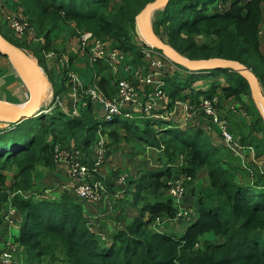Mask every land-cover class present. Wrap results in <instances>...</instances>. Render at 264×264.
Masks as SVG:
<instances>
[{
  "label": "trees",
  "instance_id": "1",
  "mask_svg": "<svg viewBox=\"0 0 264 264\" xmlns=\"http://www.w3.org/2000/svg\"><path fill=\"white\" fill-rule=\"evenodd\" d=\"M154 1L19 0L36 37H43L44 43L24 46L0 33L11 45L32 49L38 57L40 51L51 50V32L60 24H73L77 35L90 32L98 38L106 37L113 41L115 49L130 52L133 61L141 64L140 50L131 43L129 30H134L136 16ZM263 1L233 0L227 10L220 11L209 9L216 0H168L151 14L155 13L151 18L152 29L156 36L167 37L166 41L161 38L162 41L189 60L234 61L257 77L259 69L264 71V56L254 37ZM196 36L204 37V42L196 43ZM209 71L228 82L221 89L224 97L240 90L248 92V82L233 68ZM192 82L191 76L184 81L166 79L164 91L170 101L169 109L182 99L181 91ZM261 84L264 86L263 81ZM108 85L105 79L98 83L106 95ZM253 111L250 116L259 122L256 130L264 132L260 113L256 108ZM8 126L0 129V210L9 204L19 213L15 225L18 235L12 242L18 247L15 255L20 257L21 264H264V172L258 179L240 180L244 169L231 162L226 152L212 146L202 130L182 132L160 120L130 123L116 118L102 124L91 108L78 116L53 109ZM100 136L108 139V150L110 144L117 145L122 140L155 148L162 166L135 180L133 191L127 195L138 215L124 229L107 237V241L90 231L83 206L75 197L66 192L42 197L34 192L32 181L37 167L54 166L55 144L66 149L74 146L92 155ZM246 138L258 149V157L264 155L260 141L253 135ZM240 139L243 145L245 138ZM180 158V164L176 165ZM84 163L92 167L90 160ZM9 166L17 173L6 186ZM202 168L208 170V183L196 198V219L180 238L171 237L162 229L163 223L155 224L158 218L176 220L177 210L166 193L167 183L182 175L195 178ZM94 177L105 191L113 187L97 171ZM215 238L222 242L214 243Z\"/></svg>",
  "mask_w": 264,
  "mask_h": 264
},
{
  "label": "crops",
  "instance_id": "2",
  "mask_svg": "<svg viewBox=\"0 0 264 264\" xmlns=\"http://www.w3.org/2000/svg\"><path fill=\"white\" fill-rule=\"evenodd\" d=\"M261 9L262 33L259 37V41L260 53L264 56V2L261 3ZM1 10H4V12L0 18V31L5 36L7 35L6 37L9 40L19 42L24 46H35L36 44L42 45L44 43L43 37H36V31L31 25L23 37L13 35V32L8 27V19L14 16L27 18L24 15L23 10L18 6V3H16V0H0V13ZM49 37L51 40V50L46 53L40 51L37 54L40 59L38 57L36 58V54L33 53L32 49L29 50L22 47L19 48L30 52L31 56L38 61L40 66H42L47 77L45 81L46 84H42L40 82L42 101L39 105V112L45 111V113H47L48 110L57 109L68 116H72V112L77 111L76 116H78L80 112L85 109L81 107L82 102L89 101L88 96H86V89H88L91 85H96L99 90L105 94L98 86L101 79H105V81L109 84V95L105 94L108 98L115 95L117 80L124 78L136 86L137 92L142 96L144 101H148L149 93L151 94L152 87L137 86L138 78L144 77L146 74L156 73L159 76L158 79L162 80L166 85L167 78H176L184 81L186 78L191 76L193 78V82L189 88L181 91L182 99L175 101L173 108L171 107V109H169L168 104L170 101L166 96L163 101L159 102L160 105L158 109H156L155 106L152 110V116L150 118L152 121H155L156 114H159L161 111L167 109V111L165 113L163 112V115L160 117V119L164 120L160 121L166 122V124H170L172 128H178L179 130L184 127H187L185 130H203L207 134L211 144H215L216 146L215 139L219 136L216 129L206 126V123L203 119H201V117H193L191 110V107L194 106V103H197V100L209 94H220L223 98H226L223 96L221 89L226 86L227 83H219L220 76L211 78L208 75L210 73L209 70L211 69H202L204 71L200 72L189 71L188 73H192L191 75H186V72L179 69L176 65H174L175 67L167 66L164 70L162 67H153L147 70V68L143 66V62L141 64H136L133 61L130 52H125L126 56L124 60L114 61L112 63L105 60L92 61L88 49L84 50L80 48L78 39L79 36L75 32L73 24H60L56 30L51 32ZM8 39L7 41L9 42ZM123 66H127L128 69L125 70ZM259 71L260 72H257V74L259 73V80L261 82L264 79V71H262V69H259ZM69 74L77 77L79 80L78 86H72V80L69 77ZM22 82L25 81L21 74L13 68L8 59L0 57V102L20 106L26 105L30 99V92H25ZM229 103H235L233 102L232 97H228L227 104ZM251 103L252 105L248 104V110L246 111L247 114L253 115V110L256 108V111L260 113L262 120L264 121V110L261 109L260 105H257L256 103L254 104L253 102ZM51 107L52 109H50ZM89 108L93 110L95 117L102 123L103 111L99 107L90 103H88L86 109ZM1 116L3 117V115ZM228 120L230 124H232L231 128L235 130L233 133L239 139L243 137V133L250 131L249 123L247 121H241L238 120V118L235 119L233 116L228 117ZM193 122H195V124ZM238 130L239 134L237 133ZM257 131L258 132L252 134L255 139L260 137V132L263 130L257 129ZM124 134L125 133L122 132V135ZM243 138H245V142L242 145L244 148L240 150V153H233V158L230 154V160L232 162L234 161V164L238 165L242 169H245L244 164L249 161L251 162V160L253 163L256 162L257 164H264V155L252 159L254 147L250 144L251 139L246 138V136ZM104 139L106 143L109 142L107 138L104 137ZM240 141H242V139H240ZM221 146L224 147V145ZM248 147L249 149H247ZM93 151L94 148L92 149V153ZM158 155L159 151L157 149L135 142H125L122 140L117 145H109V153L104 160L105 164L103 163L98 168L97 174L100 178L111 181L113 187L106 190L100 200V203H81L82 201L78 200V202L83 206L84 216L88 221V227L92 233L97 236L104 237L103 240L106 239L107 241V237H110V235L114 232L124 229L137 217L138 212L131 206L130 197L123 193H125L126 190L127 193L131 190L133 191L134 182L140 175L148 172H156L162 168L161 163L158 161ZM179 164L180 161H178L176 165ZM16 173L17 172L13 171L6 174L7 186L13 182V178ZM123 174H125L127 178V185L122 190L117 186L118 184H116L114 177ZM32 181L34 192L42 194V197H46L42 191H44V193L46 192L50 196H54L53 193L55 192V194L66 192L75 197L72 190V182L69 177V168L65 163H54V166L51 169L37 167L33 173ZM207 183V172L201 170L190 184L189 191H191L189 194H186L178 201L172 199V202H175L173 204V208L177 210L194 207L197 196ZM23 195L28 197V194ZM4 209L0 210V256L7 250L8 242H12V240H14L18 235L15 226L16 223L13 221L11 222V220L8 219V214H12L14 211L6 213ZM16 218L19 220V216ZM195 219V216L186 220L176 219L173 224L177 227L176 229H171L173 225L168 223L163 224L162 229H164L165 233L169 236L180 238L186 232L187 228L195 221Z\"/></svg>",
  "mask_w": 264,
  "mask_h": 264
},
{
  "label": "built area",
  "instance_id": "3",
  "mask_svg": "<svg viewBox=\"0 0 264 264\" xmlns=\"http://www.w3.org/2000/svg\"><path fill=\"white\" fill-rule=\"evenodd\" d=\"M8 27L13 32L14 36L22 37L25 35L27 30L30 28V24L27 18L22 16H14L8 19ZM79 45L81 49L87 47L89 50V55L92 61L105 60L110 63L114 61L124 60L126 53L117 52L110 48L104 41L97 39H91L89 33H85L78 37ZM151 51H145V56L149 57ZM154 67L160 68L161 63L155 65ZM126 70L127 66H123ZM69 77L72 80V86L76 87L79 85V80L77 77L69 74ZM156 73L146 75L144 77L138 78V86L140 87H152L151 94L149 93L148 101H144L142 96L137 92L136 87L133 83L128 80L121 78L118 79L116 83V93L113 97H106L96 85H91L86 89V96H88L89 101H83L81 107L87 108L88 103L93 104L99 107L103 111L102 123H111L116 118H119L124 121H138L142 119H149L152 110L156 106V102L162 101L165 98L164 87L165 83L162 80L158 79ZM205 104H212L211 98L202 97L200 103L198 102L197 108H205ZM52 109V107L50 108ZM209 114H215L216 109L213 110L212 106L210 107ZM50 111V110H48ZM77 111L72 112V116H76ZM216 115V114H215ZM223 133V139L225 141L226 147L230 151H233L231 146H234L235 149L241 150L243 147L236 143L235 139L229 134L224 127H220ZM107 143L105 139L100 136L99 140L96 142L93 151V158L91 160L92 167L89 168L84 160H88L87 155L78 150L72 151L65 150L62 154L59 155L61 160L54 159L55 163H65L69 168V177L72 182L73 194L75 197L84 202L99 203L102 196L106 192L103 184L96 180L94 177V172L104 163L105 157L108 152ZM189 180V178H186ZM184 177H179L168 183L169 190L168 195L172 199H179L185 193V180ZM123 179H121L122 181ZM188 215V212H179L176 215V219L183 218ZM188 218V217H187ZM102 239L104 237L101 236ZM18 247L13 242H8V250L3 253L0 259V264L11 260V257L16 254Z\"/></svg>",
  "mask_w": 264,
  "mask_h": 264
},
{
  "label": "rangeland",
  "instance_id": "4",
  "mask_svg": "<svg viewBox=\"0 0 264 264\" xmlns=\"http://www.w3.org/2000/svg\"><path fill=\"white\" fill-rule=\"evenodd\" d=\"M231 1H233V0H216V2H215V4H211V5H209V9H216L217 8V10H220V11H224V10H227L228 9V7H229V4H230V2ZM264 2V1H263ZM263 2H261V3H263ZM16 3H18V6L23 10V8L20 6V3H19V0H16ZM118 3V2H117ZM215 5H217V6H215ZM159 9L160 8H158V9H156V11H159ZM3 12H4V10H1V13H0V18H1V16H2V14H3ZM155 12V11H154ZM158 13V12H157ZM159 14V13H158ZM154 15H155V13L153 14V15H151V17H150V27H151V29H152V24H151V18H152V16H153V18H154ZM138 16V15H137ZM137 16H136V18H137ZM136 18H135V28H134V30L133 29H131V30H129L130 31V35L132 36V37H130V39H131V43L133 42V44L140 50V59H141V61L143 62L142 64H143V66L145 67V68H147V70H149L150 68H153L154 67V64L153 63H155V65L156 64H158L159 62L161 63V65H160V67H162L163 68V70L165 69V67H167V66H169V67H175L174 65H176V66H179V67H182V68H179V69H184L185 71H187V72H189V70H187L185 67H183V66H181V65H178V64H176V63H174V62H172L171 60H169V59H167L162 53H161V51H159L156 47H154L150 42H148L147 40H145V38H144V36H143V34H142V32H141V30H140V28L138 27V25H137V22H136ZM262 20V9H260V23H259V25H257L258 27H256V29H255V34H254V37H256V45H257V49H259V51H260V41H259V37H260V35H261V33H262V28H261V21ZM30 24V23H29ZM166 24H165V29H167L166 28ZM163 30H164V27L163 26H161L160 27V33L161 34H163ZM152 31H153V29H152ZM85 33H89L90 34V37H91V39L89 40V42H91V40H93V39H97V40H100V41H104L105 43H107V45L108 46H110V48L112 49V50H114V51H117V52H121L120 50H117V49H115V47H113L114 45H113V41L112 40H110V39H108V38H106V37H104V38H98V37H95V36H93L90 32H82V33H80L78 36H81V35H83V34H85ZM7 36V35H6ZM23 37V36H22ZM160 39L162 38L163 40H165L166 41V38L167 37H159ZM185 38V37H184ZM161 39V40H162ZM195 42L196 43H198V44H201L202 42H204V37H202V36H196L195 38ZM164 42V41H163ZM165 43V42H164ZM167 45V44H166ZM13 46V45H12ZM168 46V45H167ZM15 47V46H14ZM169 47V46H168ZM15 48H17V47H15ZM173 52H175L177 55H180L179 53H177L176 51H174L171 47H169ZM86 49H88L87 47H84V50H86ZM18 50L20 51V52H22L31 62H32V64L34 65V67H36L35 69L36 70H39L40 71V73H39V71L37 72V73H39V77L40 78H43L45 81H46V75H45V71L43 70V68H42V66H40L39 64H38V61H36V59L35 58H33L32 56H31V54H30V52L29 51H25V49H19L18 48ZM89 50V49H88ZM145 51H151V53H150V55H149V57H146L145 56ZM181 57H183V58H185V59H187L186 57H184V56H182V55H180ZM0 57H2V56H0ZM3 58H6V57H3ZM37 58V57H36ZM155 58H157V59H155ZM264 58V57H263ZM7 59V58H6ZM209 59H211V58H209ZM189 60V59H188ZM199 60H201V59H199ZM190 61H194V60H190ZM177 69V68H176ZM200 72V71H204V70H197V71H191V72ZM260 72V71H259ZM150 74H153V73H150ZM259 74V73H258ZM257 74V77H255V75L253 74V76H254V78L256 79V81H257V83H258V87H259V90H260V92L263 94L264 93V86H262V84L260 85V80H259V75ZM146 75H149V74H146ZM211 78L212 77H215V76H220V78H219V83H221V84H224V83H228L226 80H224V78H223V76H221V75H219V74H212L211 72L208 74ZM241 76L246 80V78L241 74ZM118 81V80H117ZM247 81V80H246ZM130 82V81H129ZM117 83V82H116ZM132 83V82H131ZM263 83H264V79H263ZM26 85V86H25ZM22 86H23V88L25 89V92L26 91H29V89L27 88L28 86H27V84H25V82H22ZM135 86V85H134ZM137 86H138V84H137ZM248 86H249V84H248ZM136 87V86H135ZM248 92H245V91H243V90H240L239 92H238V94H232L231 96H229V97H232L233 98V102H235L234 104L233 103H229V104H227L228 103V97H226V98H223L220 94L219 95H216V96H214V97H211V100H212V104L211 103H207V104H205V101L203 102V105H205V108H203V109H200L199 108V106H198V108L196 107L197 106V104H198V102L200 103V101H201V99H202V97L198 100V102L197 103H194L193 105L194 106H192L191 107V110H192V114H193V117H201V119H203V121L206 123V126H210L211 128H215L216 129V131H217V134L219 135L218 137H216V146H215V144H212V146H214L215 148H217V149H219V150H222V151H224V152H226L227 153V155H228V157H229V160H230V156L232 155V158H233V153H240V150H237V149H235V147L234 146H231L232 148H233V151H230L229 150V148L228 147H226V145H225V141H224V139H223V133H222V130L220 129V127H224V129L229 133V134H231L232 135V137L235 139V141H236V143L238 144V142L240 143V139L238 138V137H236V135L233 133V132H235V130L233 129V128H231V125L232 124H230V122H229V120H228V117H230V116H233L235 119L236 118H238V120H245V121H247L248 123H249V127L251 126V124L253 125V127H252V130H250L249 132H245V133H243L242 134V136L243 137H245V136H250V135H252L253 133H255V132H258L257 130H256V128H257V126L259 125L258 123V120L257 119H253L250 115H248L247 114V110H248V104H250V105H252V103L251 102H253L254 104L256 103L257 105H260V107H261V109H263L264 110V104L263 103H261V102H259V101H256V99L254 98V96H253V94H252V92H251V90H250V86H249V89L247 90ZM30 92V91H29ZM164 93H165V91H164ZM166 94V93H165ZM165 98H166V96H165ZM163 101V100H162ZM251 101V102H250ZM159 102H161V101H159ZM159 102H156V109H158V107H159ZM190 105H191V103H190ZM212 106V108H213V110L214 109H216V111L217 110H219V112L217 113V112H214L215 114H212V115H210L209 114V112H210V107ZM173 108V107H172ZM247 108V109H246ZM162 109V108H161ZM51 111V110H50ZM167 111V109H165V110H163V111H161V113H159V114H156V120L155 121H157V120H164V119H160V117L163 115V112L165 113ZM40 113H45V111L44 112H42V111H40ZM39 113V114H40ZM38 115V114H37ZM36 115V116H37ZM152 116V114L150 115V117ZM3 117L5 118L6 117V115H3ZM195 119V118H194ZM139 121H152L151 120V118H149V119H142V120H139ZM11 122H4V121H0V129H7L9 126H8V124H10ZM163 123H166V122H163ZM194 124H195V122H193ZM234 123V122H233ZM262 123H263V129H264V121L262 120ZM168 124V123H167ZM234 125V124H233ZM154 127H156V125L154 126ZM172 127V126H171ZM165 129H168V128H170V127H168V128H166V127H164ZM187 127H184L183 129H181V130H179V131H182V132H185V131H187V130H185ZM155 130H158V129H156V128H154ZM162 130H164L163 128H162ZM203 131V130H202ZM204 132V131H203ZM237 133L239 134V130L237 131ZM261 134V135H260ZM260 137L259 138H256L258 141H260L261 143H262V145H264V132L262 131V132H260ZM49 134H47V136H48ZM99 140V137H97V141ZM214 143V142H213ZM221 145H224V147L223 146H221ZM240 145L242 146V144L240 143ZM243 147V146H242ZM222 148V149H221ZM244 148V147H243ZM72 150V151H74V150H77V148H75L74 146H69L67 149H66V147H62V146H60L59 144H55L54 145V148H53V156H54V159H56V160H61V157H59V155L60 154H62L63 153V151H65V150ZM227 149V150H226ZM247 149H249V147L247 148ZM79 151V150H78ZM81 152V151H80ZM109 153V151L107 152V154ZM253 154H252V159H254L255 157H258V149L257 148H254V150H253V152H252ZM231 154V155H230ZM242 155V154H241ZM93 156L94 155H87V158H89L88 160H92V158H93ZM235 156V155H234ZM231 158V159H232ZM180 162H181V158H180V160H179ZM231 161V160H230ZM232 162V161H231ZM55 163V162H54ZM59 163H62V162H59ZM233 163H234V161H233ZM105 164V163H104ZM0 165H1V163H0ZM244 167H245V169H244V171H245V173L242 175H240L239 176V178H240V180H245V178L247 179V178H250V179H258L257 177H259L260 175H261V173L262 172H264V164H261V163H256V162H252V160H251V162L249 161V162H247V163H245L244 164ZM7 168H9V170H11V172L12 171H15V169H14V167H12V166H9V167H7ZM205 171V172H207V175H208V170H207V168L205 169V168H202V169H200L199 171H198V173L200 172V171ZM197 173V174H198ZM196 174V175H197ZM179 177H184L185 179L186 178H189V180H185V193L183 194V196H185L186 194L188 195L189 194V192L191 191H189V186H190V184L193 182V180H194V178H192V177H190V176H188V175H182V176H179ZM179 177H177V178H179ZM121 179H123L122 181H121ZM174 179H176V178H174ZM174 179H172L171 181H173ZM114 180L116 181V184H118L117 186L119 187V188H121L122 190L126 187V185H127V183H126V180H127V178H126V176H125V174H123V175H119V176H116V177H114ZM171 181H169L168 183H170ZM168 183H167V191H166V193H168V190H169V186H168ZM8 184V183H7ZM5 185H6V182H5ZM3 186V185H2ZM7 186V185H6ZM4 187V186H3ZM129 188V187H128ZM0 190H1V187H0ZM194 191V190H193ZM43 192V194L46 196V197H49L50 195L49 194H47L46 192L44 193V191H42ZM56 193V192H55ZM55 193H53V195L54 196H56V195H58V194H55ZM123 194H127V191L125 192V193H123ZM124 196H127V195H124ZM182 196V197H183ZM182 197H180L179 199H174L175 201H178V200H180ZM78 200V199H77ZM84 201H82L81 203H83ZM195 202H196V200H195ZM100 203V202H99ZM175 203V202H174ZM173 203V204H174ZM194 207H195V204H194ZM194 207H192V208H190V207H188V208H186V209H177V212H176V215L179 213V212H188V215L187 216H185V217H183V218H178V220H186V219H190V218H193L194 216H195V214H194ZM4 211H6V213H9V212H13L14 211V209L13 208H11L10 207V205L8 204L7 206H6V208L4 209ZM19 215V213H17V212H15L14 211V213H12V214H8V219H10L11 220V222L13 221V222H15L16 223V221H17V216ZM188 217V218H187ZM163 221V222H162ZM165 224V223H168V224H171V225H173L174 224V221H170L169 219H164V220H161V218H158V219H156V221H155V224H156V226H159L160 224ZM176 229L177 227H175V225H173L172 227H171V229ZM214 243H220V242H222L221 240H219L218 238H215L214 240ZM7 250H8V248H7ZM6 250V251H7ZM6 251H4L3 253H5ZM3 255V254H2ZM1 255V256H2ZM1 256H0V259H1ZM19 258L20 257H18L17 255H13L12 257H11V260H9V261H7V262H3L2 264H21V262H20V260H19Z\"/></svg>",
  "mask_w": 264,
  "mask_h": 264
},
{
  "label": "water",
  "instance_id": "5",
  "mask_svg": "<svg viewBox=\"0 0 264 264\" xmlns=\"http://www.w3.org/2000/svg\"><path fill=\"white\" fill-rule=\"evenodd\" d=\"M168 0H155L149 3L137 16L136 22L140 28L145 40L150 42L154 47H156L161 53L172 62L185 67L189 71H197L202 69H214V68H225L230 67L242 74L249 86L250 90L256 99L261 103H264V95L260 92L258 83L254 78L253 74L249 69L238 62L229 61L219 58H211L205 60L190 61L177 55L173 52L158 36L154 34L150 27V17L151 14L158 8L164 6ZM143 18L146 19L147 24L144 22ZM148 37V38H147ZM149 39V40H148ZM14 46H12L0 33V54L6 57L11 63L13 68L20 74H26L31 79V86L28 88L30 93L29 102L26 105H15L11 103L0 102V116L6 115V117H0V121L18 123L24 119H30L37 114H39V105L42 101V90L40 87V77L39 73L35 69L34 65L27 63L22 57H20L15 51ZM17 49V48H15ZM9 114V115H8Z\"/></svg>",
  "mask_w": 264,
  "mask_h": 264
},
{
  "label": "bare ground",
  "instance_id": "6",
  "mask_svg": "<svg viewBox=\"0 0 264 264\" xmlns=\"http://www.w3.org/2000/svg\"><path fill=\"white\" fill-rule=\"evenodd\" d=\"M143 20H144V22L147 24V21H146V19L145 18H143ZM148 38V37H147ZM149 40V39H148ZM14 49V51L20 56V57H22L27 63H29L30 65H32V62L22 53V52H20L18 49H15V48H13ZM39 70H37V72H38ZM39 73H40V71H39ZM21 76H22V78L24 79V81L26 82V84H27V86L28 87H30L31 86V79H30V77L28 76V75H26V74H21ZM39 81L42 83V84H46L45 83V80L43 79V78H40L39 79ZM39 82V83H40ZM42 86V85H41ZM30 93H31V89H30ZM264 104V103H263ZM9 115V114H8Z\"/></svg>",
  "mask_w": 264,
  "mask_h": 264
}]
</instances>
